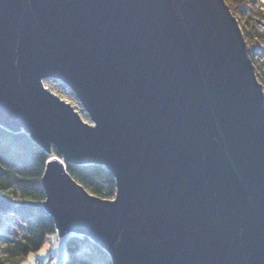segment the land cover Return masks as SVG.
Segmentation results:
<instances>
[{"label": "water", "instance_id": "1", "mask_svg": "<svg viewBox=\"0 0 264 264\" xmlns=\"http://www.w3.org/2000/svg\"><path fill=\"white\" fill-rule=\"evenodd\" d=\"M0 124L57 149L60 237L114 264H264V84L227 0H0ZM66 161L107 166L116 196Z\"/></svg>", "mask_w": 264, "mask_h": 264}, {"label": "trees", "instance_id": "2", "mask_svg": "<svg viewBox=\"0 0 264 264\" xmlns=\"http://www.w3.org/2000/svg\"><path fill=\"white\" fill-rule=\"evenodd\" d=\"M227 2L239 20L244 21L242 28L258 77L264 84V59L256 57L258 42H264V27L260 28L258 23L264 22L263 5L256 0ZM57 154L55 147L48 152L26 130L13 131L0 124V227L11 220L7 216L11 214L23 228L22 233L15 230L16 237H6L0 264H19L52 240L51 234L52 238L65 241L66 248L59 264H114L109 251L91 237L80 233L59 236L55 218L44 206L46 192L42 184L47 162ZM66 166L92 193L104 198L116 196V177L104 164L66 161ZM55 239L52 242H56ZM47 261L42 259L43 264Z\"/></svg>", "mask_w": 264, "mask_h": 264}, {"label": "rangeland", "instance_id": "3", "mask_svg": "<svg viewBox=\"0 0 264 264\" xmlns=\"http://www.w3.org/2000/svg\"><path fill=\"white\" fill-rule=\"evenodd\" d=\"M256 1L259 2L261 5H263L262 9H264V0H256ZM240 23L243 24L244 21L241 20ZM258 23L260 25V28L264 27L263 21H259ZM256 57H259V58L261 57L262 59H264V42L263 41L258 42L257 50H256ZM45 85L48 86L52 91L60 95L62 98L72 103L74 107L81 113V115L86 121L90 123L93 122L89 113L84 108L81 100L78 98L77 94L73 91V89L69 85H67L66 83L58 79H54V78L45 79ZM7 216L11 220H8L6 225L0 227V256L2 255V252H3L2 246L6 242V237L8 236L16 237L17 234L15 230H18L20 233H22V229H23L20 221L18 219H13L14 215L8 214ZM50 237H52V234L50 235ZM55 240L56 242H53L52 247H51L52 256H50L51 251H49V256L47 257V260H48L47 264L48 263L59 264L61 262L62 255L66 248L64 240L62 239H59L60 241H58L57 239ZM48 244H50V239L46 245ZM46 249L47 247L45 246L43 250H46ZM35 254L36 253H32L31 255H29V257H27V259H25L24 261H21L19 264H30V262L33 264H43L42 262L43 255L44 254L47 255V254L42 253L39 256V259H41V261L36 259L37 257Z\"/></svg>", "mask_w": 264, "mask_h": 264}, {"label": "crops", "instance_id": "4", "mask_svg": "<svg viewBox=\"0 0 264 264\" xmlns=\"http://www.w3.org/2000/svg\"><path fill=\"white\" fill-rule=\"evenodd\" d=\"M51 239H52V240H50V244H48V245H46L47 243L45 244V246L47 247L46 250H43L44 247H45V246H44L39 252H37V253L35 254L36 257H37L36 259H39V256H40L42 253H43V254L46 253L47 255L44 254V255H43V259H44V260H47V257L49 256V251H51V247H52V244H53L52 241H53L55 238H52V237H51ZM30 264H33V263L30 262Z\"/></svg>", "mask_w": 264, "mask_h": 264}]
</instances>
